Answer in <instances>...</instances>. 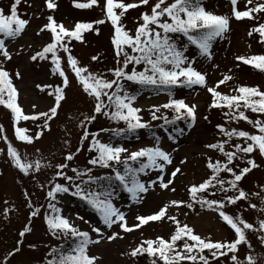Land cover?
<instances>
[{
	"label": "snow or ice",
	"instance_id": "6c2138e0",
	"mask_svg": "<svg viewBox=\"0 0 264 264\" xmlns=\"http://www.w3.org/2000/svg\"><path fill=\"white\" fill-rule=\"evenodd\" d=\"M71 2L78 10L99 8L102 15L68 26L56 19L59 0H44L40 13L30 16L21 11V6L33 8L32 0H11L7 12L0 7V106L9 113L15 140L34 145L51 133L53 122L69 102L68 90L73 81L91 103L89 112L66 113V120L75 124L79 135L73 150L72 131L65 126L59 161L55 153L46 156L40 148L34 149L32 159L27 153L22 155L0 123V141L6 146L0 147V155L44 194V203H40L34 200V192L22 189L28 223L19 232L16 246L4 256L3 264H9L10 258L21 251L24 238L33 233L34 218L42 219L45 235L58 241L55 245H43L47 252L40 264H101L103 258L92 253L93 246L102 241L124 240L125 234L135 231H139V240L120 252L130 264H140L142 259L146 264H260L264 253L255 252L249 233H254L264 247V218L257 216L253 223L244 217V212L255 210L264 214V183L257 181L255 190H247L243 182L254 170L264 169V87L233 83L236 75L231 68L210 81L208 72L197 65L206 61L219 71V65L213 62L214 48L217 42L228 39L233 20L255 22L246 34L249 38L258 36L257 43L264 46V0H243V8L241 0H228L230 11L224 14L210 10L206 0ZM141 8L133 20L134 27L129 28L125 23L129 10ZM40 16L46 22L37 28L36 35L47 34L48 40L38 47L19 44L32 18ZM105 23L111 28L114 64L92 70L74 54V49L76 44H88L87 34L99 36L100 25ZM247 47L251 49L252 44ZM192 50L194 54H189ZM22 54H27L29 64L46 66L47 74L54 78L48 83H34L38 93L50 98L45 109L32 102L31 111H27L21 102L16 81L24 80V73L19 67L10 69L8 65ZM90 61L102 63L103 57L97 53L91 55ZM241 65L264 73V52L235 55L234 67ZM196 89L210 95L202 119L211 124L212 110L223 119L213 126V139L200 151L207 170L205 177L185 186L187 199H169L150 214H135L130 223L125 208L141 205L147 194L157 188L175 193L177 177L185 174L181 166L187 165L188 157L184 156L176 165L174 153L178 149L173 147L170 151L167 142L177 145L201 118L198 104L177 95ZM145 91L167 96L166 102L149 106L148 120L144 119L145 109L137 106ZM98 119L115 126L92 130ZM153 121L161 123L157 126ZM27 122L35 131L26 126ZM241 122L255 131L241 128ZM142 131L149 143H140ZM102 134H107L108 139L104 140ZM132 142L139 146H126ZM84 153L86 163H75ZM121 194L125 195L123 205L119 203ZM66 196L90 208L98 217L97 222L92 223L80 213L75 218L65 215L62 201ZM4 203L5 218L18 211L14 203ZM229 206L236 211L230 213ZM182 208L198 216L202 212L215 214L216 220L231 230L232 238L214 239L212 233H197L193 226L179 219ZM183 215L187 217L188 212ZM77 220L88 228L82 229ZM152 223L167 224V235L145 237L143 228ZM39 246L28 245L33 250ZM241 246L247 249L243 259L239 256Z\"/></svg>",
	"mask_w": 264,
	"mask_h": 264
},
{
	"label": "rangeland",
	"instance_id": "374dc122",
	"mask_svg": "<svg viewBox=\"0 0 264 264\" xmlns=\"http://www.w3.org/2000/svg\"><path fill=\"white\" fill-rule=\"evenodd\" d=\"M11 0H0V7H4L7 12L8 6ZM34 3L33 8H28L26 5L21 6L22 12H27L29 16L36 12L40 13L41 9L44 7V0H32ZM206 6L213 11L224 14L229 13L230 6L228 0H206ZM241 8H243V0H241ZM140 10H129L127 14L125 23L129 28L134 27L133 20L139 15ZM47 12L44 13V16ZM101 12L99 8L94 10H78L73 5L71 0H59V10L56 12V19L58 21L64 22L66 25L71 26V24L78 20L90 21L101 17ZM25 16L24 18H29ZM44 16H40L39 19L32 18L30 26L23 35V38L19 41V44L27 45L29 43L33 44L34 47H38L43 42L48 40L47 34H42L41 36L36 35L37 28L42 25L45 21ZM253 21H242L237 22L232 21V31L228 34V39L225 41L217 42L214 48V63L219 65V71H215L209 62L201 61L197 67L206 70L209 74L210 81H214L220 77L227 69H232L236 75V81L239 83H244L248 85L259 84L264 87V73L259 72L251 68L250 66L241 65L240 68L234 67V56L237 54H259L264 52V46L257 43L258 36L249 38L247 36V30L254 24ZM101 34L99 36L89 33L87 34L88 44L81 45L76 44L74 49V54L77 55L84 64H89L92 70L102 69L104 67H111L114 64L113 60V50L110 43L111 28L108 23L100 25ZM251 43L252 47L249 49L247 44ZM19 44L16 46L18 47ZM100 53L103 57L102 63L91 62V55ZM189 54H194V50L190 51ZM10 69H15L19 67L24 73V80L16 81L17 87L20 89L22 94L21 102L27 111H31L30 104L32 102H37L40 109H45L49 103L50 98L38 93L34 89V83H48L52 79L47 74V67H37L34 64H29L27 60V54H22L19 57H14L13 61L8 65ZM224 91H228L227 88L221 86ZM178 96H184L186 102L198 104L200 117L198 122L191 130H188L184 137H181L177 145H172L171 142H167L168 149L171 151L173 147L178 150L174 153L176 165L180 164V160L184 157H188L187 165L181 166L184 175H179L175 181L176 192L172 193L166 190L156 189L150 191L144 202L141 205H131L130 208H125L129 212V222H132V218L137 213L150 214L154 210L158 209V206H162L163 203L167 202L169 199L179 198L187 199V194L185 191V186L192 181H200L201 178L205 177L206 169L203 166V159L200 156V151L203 145L213 139L214 125L217 123H222L223 119L221 114L212 110L210 113V118L212 123L209 124L202 119V116L206 114V108L210 101V95L203 89L184 90L177 94ZM69 102L64 105L60 113V118L53 122L52 131L46 134L43 140L37 142L34 145H26L23 142L16 141L14 138V130L11 125L10 116L8 111L0 106V123L4 124L7 135L13 140L14 145L18 148L21 154H29V159L33 158L34 149L40 148L44 154L47 156L49 152L55 153V159L57 161L62 159L61 152L62 149V138L64 137V128L67 125L72 131V144L73 150L76 146V142L79 135V129L75 127V124L66 120V113L76 114L77 110L81 112H89L91 108L90 101L79 91L78 87L73 81V87L68 90ZM167 100V96L164 94L155 95L145 91L137 101V106H141L145 109L143 115L144 119H150L147 109L152 104L164 103ZM249 115H253L248 113ZM171 116V113H169ZM155 125H159L160 121H153ZM26 126L33 131H35L34 126L31 122H27ZM115 126L112 122L105 119H98L91 127L95 130L99 127H113ZM122 126V125H121ZM180 126H183L181 123ZM249 131H255L247 123L241 122L239 125ZM157 131L159 129L157 128ZM141 141L140 143H149L150 141L145 136L142 131L140 133ZM104 140L108 139L107 134H102ZM131 148L138 147L139 144L132 142L126 144ZM0 147H6L2 141H0ZM87 153H84L77 157L75 163L83 166L86 163ZM171 170V166L169 171ZM99 171V170H97ZM0 264H3L4 256L11 251L12 248L16 246V241L20 238L19 232L28 223V210L25 205L24 197L22 195V189L27 188L30 192H34V200H39L40 203H44V194L35 188L29 178L23 177L18 171L12 168L7 162L3 155H0ZM71 175L72 173L69 172ZM50 175V173H49ZM44 179V176H41ZM22 181V183H20ZM259 181L264 183V169L254 170L247 179L243 182V186L247 190H255L254 185ZM8 200L16 205L18 211L11 213L7 218L3 215V210L6 207L4 201ZM74 201H79L74 197L66 196L63 198L62 205L64 209V214L68 215L70 218H75L76 213H80L86 219L90 220L92 223H96L98 217L96 214L88 207H86L82 202L80 204ZM255 203L259 204L258 200H254ZM119 203L123 205L125 203V195L121 194ZM199 210V209H198ZM230 213L236 211L235 208L229 206L227 209ZM184 212H188L187 217L183 215ZM210 212H202L201 215H197L195 212H191L186 208L181 209V215L179 219L186 221L190 226H193L197 233L207 235L212 233L213 238H220L217 234L219 230L214 222H218L215 218V214L209 219ZM261 216L264 218V214L258 213L255 210H248L244 212V217L250 222L255 223L256 217ZM208 221H211L210 225H207ZM76 223L80 224L82 229H87L88 225L77 220ZM220 225V230L224 232V236L228 239L232 238L231 230L227 226L218 222ZM33 233L26 235L24 238V244L21 247V251L10 258L9 264H40L47 249L43 247L44 244H57L58 241L45 235V225L40 218H34L32 221ZM119 231V229H115ZM168 225L152 223L150 227L146 226L143 228V233L145 237H155L158 234L167 235ZM139 231H135L131 234H125L124 240H117L112 243L102 241L100 244L92 247L91 251L93 254H99L102 256L101 264H130V262L125 257L120 256V252L124 250L128 244L132 243L134 240H139ZM249 238L255 248L256 253H264V247H261L259 241L256 239L254 233H249ZM35 243L40 245L37 249L33 250L28 247L29 244ZM247 249L241 246L239 251V256L241 259L244 258ZM140 264H146L145 260H141ZM260 264H264V260H261Z\"/></svg>",
	"mask_w": 264,
	"mask_h": 264
},
{
	"label": "bare ground",
	"instance_id": "6f19581e",
	"mask_svg": "<svg viewBox=\"0 0 264 264\" xmlns=\"http://www.w3.org/2000/svg\"><path fill=\"white\" fill-rule=\"evenodd\" d=\"M207 215H209L208 217H209V219H210V217H212V213H208ZM208 218H207V225H210V223H211V221H208L209 220ZM214 225H216V227H218L219 228V230H217V234L221 237V236H224V232L223 231H221L220 230V225H219V223L217 222H214L213 223Z\"/></svg>",
	"mask_w": 264,
	"mask_h": 264
},
{
	"label": "trees",
	"instance_id": "16d2710c",
	"mask_svg": "<svg viewBox=\"0 0 264 264\" xmlns=\"http://www.w3.org/2000/svg\"><path fill=\"white\" fill-rule=\"evenodd\" d=\"M75 203H77V204H80L81 202L80 201H74ZM78 202H80V203H78ZM82 204V203H81ZM86 206V205H85ZM87 207V206H86ZM143 260V259H142Z\"/></svg>",
	"mask_w": 264,
	"mask_h": 264
}]
</instances>
